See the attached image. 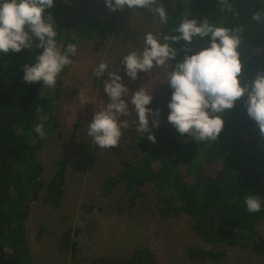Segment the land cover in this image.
Segmentation results:
<instances>
[{
    "label": "trees",
    "instance_id": "trees-1",
    "mask_svg": "<svg viewBox=\"0 0 264 264\" xmlns=\"http://www.w3.org/2000/svg\"><path fill=\"white\" fill-rule=\"evenodd\" d=\"M70 1L54 0L53 7L45 9V16L51 13V22L61 27L60 20ZM157 3L169 15L167 23H163L162 36L178 35L174 29L185 18L196 19L198 23L207 19L230 29L242 26L243 31L237 33L243 65L241 83L249 84L258 72H264V21L257 23L252 19L253 12L264 14V0H157ZM120 13L103 25L92 17L82 16L76 35L64 38L60 49L63 51L69 43L78 45L94 35H99L97 45H100L109 34L125 33L119 24ZM208 39L194 36L191 45L183 40L169 41L177 49V56L170 60L171 71L185 55L183 47L196 51L206 46ZM39 51L25 48L19 52L9 50L7 54L0 52V264H33L26 235L31 203L44 189L45 201L54 207L60 206L65 195L67 160L57 162L55 174L45 183L39 152L46 136L40 138L34 131L37 123L44 125L46 135L56 126L53 104L62 93L61 76L65 68L54 89L44 88L43 81L25 82L22 66L33 63ZM172 91L169 84L166 102L171 100ZM246 99L245 96L219 114L224 125L216 140L196 141L189 134L181 136L176 128L150 127L157 142L150 141L148 133L139 135L136 160L117 176L104 180V195L123 184L129 194V205L134 206L138 199L152 194L163 217H190L194 232L209 244L252 247L264 257V234L258 231V224L264 220V134L248 116ZM214 167L216 171L211 170ZM249 194L259 195V212L246 210L243 201ZM62 240L61 249L75 255L76 242L70 230ZM225 254L221 247L188 248V256L194 261L219 262ZM89 264L156 262L151 251L138 249L131 258L114 261L99 258Z\"/></svg>",
    "mask_w": 264,
    "mask_h": 264
},
{
    "label": "rangeland",
    "instance_id": "rangeland-1",
    "mask_svg": "<svg viewBox=\"0 0 264 264\" xmlns=\"http://www.w3.org/2000/svg\"><path fill=\"white\" fill-rule=\"evenodd\" d=\"M118 12H121L119 24L125 33L109 34L100 45H97L99 35L83 39L77 45L76 55L71 57L72 63L61 76L62 93L53 104L56 126L44 138L39 157L45 183L55 174L57 162L67 160L65 195L60 206L54 207L45 201L44 189L31 203L26 235L33 264H89L99 258L114 261L131 258L138 249L151 251L156 264H264V257L252 247L209 244L194 232L193 221L188 216L163 217L152 194L138 199L134 206L129 205V194L123 184L104 195V180L117 176L136 160L135 147L141 135L136 131L137 117L129 105L132 114L121 117L129 126L122 129L117 146L99 148L88 136L87 126L95 111L110 101L104 91V81L110 79L108 72L118 71L122 77V83L130 90L124 97L126 100L140 87L148 90L153 99L146 107L160 109L158 117L148 114L150 127L153 120L158 119V127L175 129L167 119L170 109L165 98L171 61L164 66H154L149 73L138 72L135 80L128 77L121 62L130 51L143 49L147 32L163 42L164 24L157 13L127 6L111 11L101 0H71L60 20L63 25L53 23L56 42L61 48L64 38L75 36L82 16L92 17L103 25ZM101 61L108 64L102 78L92 71ZM80 91L89 99L83 105L79 103ZM211 170L216 171L217 167ZM69 230L76 242L75 255L60 247ZM258 231L264 234V220L258 224ZM191 246L207 250L221 247L226 254L219 262L194 261L188 256Z\"/></svg>",
    "mask_w": 264,
    "mask_h": 264
},
{
    "label": "clouds",
    "instance_id": "clouds-1",
    "mask_svg": "<svg viewBox=\"0 0 264 264\" xmlns=\"http://www.w3.org/2000/svg\"><path fill=\"white\" fill-rule=\"evenodd\" d=\"M111 10L142 8L158 14L161 23H167L169 15L157 0H104ZM54 0H0V52L7 54L9 50L19 52L22 49H39L35 61L23 65V80L27 83L43 81L44 88L54 89L57 77L63 69L72 63L71 57L77 53V45L67 44L63 51L56 42L57 32L51 22L53 16H45V9H50ZM155 6V7H154ZM252 19L257 23L264 21V14L253 12ZM178 35H164L163 42L152 32L145 33L142 50H133L122 57L125 72L132 80L138 72L149 73L154 66H164L177 56V49L169 43L191 45L194 36L209 38L206 46L193 51L183 47L185 55L175 63L168 75L170 87L173 89L168 103L170 112L168 121L183 136L196 141L216 140L224 121L219 115L244 98L248 116L255 120L260 132L264 134V72H258L249 84L241 83L243 65L238 52L241 43L237 33L243 27L230 29L210 23L207 19L198 23L196 19L185 18L174 29ZM108 64L101 61L93 68V74L104 77ZM110 79L104 81V91L110 101L96 110L87 126V134L99 148H112L118 145L122 129L129 126L126 117L132 113L131 105L137 117L136 131L148 133V139L157 142L149 126L148 114L158 117L160 109L146 107L153 97L148 90L140 87L131 93L122 83V77L116 72H108ZM79 103L83 105L89 99L80 91ZM40 111L39 108L36 109ZM154 119L152 127L159 126ZM34 131L40 138L46 136L44 125L37 123ZM244 204L249 213L261 210L259 195L249 194L244 197Z\"/></svg>",
    "mask_w": 264,
    "mask_h": 264
}]
</instances>
